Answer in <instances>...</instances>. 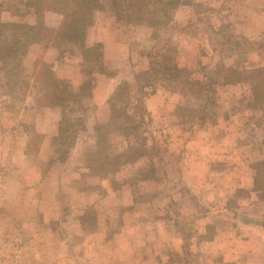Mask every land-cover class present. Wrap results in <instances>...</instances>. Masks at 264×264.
<instances>
[{
    "label": "rangeland",
    "instance_id": "1",
    "mask_svg": "<svg viewBox=\"0 0 264 264\" xmlns=\"http://www.w3.org/2000/svg\"><path fill=\"white\" fill-rule=\"evenodd\" d=\"M112 5L91 32L114 77L98 85L100 106L92 52L72 33L44 43L62 48L73 73L55 79L62 121L49 141L29 123L49 69L21 60L15 83L0 71L5 263L264 264V109L249 107L248 80L225 84L226 69L264 70V0ZM21 146L26 158L13 161Z\"/></svg>",
    "mask_w": 264,
    "mask_h": 264
},
{
    "label": "trees",
    "instance_id": "2",
    "mask_svg": "<svg viewBox=\"0 0 264 264\" xmlns=\"http://www.w3.org/2000/svg\"><path fill=\"white\" fill-rule=\"evenodd\" d=\"M113 0H29L27 5L32 7L38 18V24L31 26L26 24H7L0 28L6 31V36L0 35V71H5L6 76L11 75L9 82L15 83L14 76L17 64L26 56L27 49L33 44H42L51 41L54 37L55 30L46 28L41 23L42 14L45 11H50L62 16L61 32L72 33L75 35L77 42L83 49L84 57L92 52L95 65H98L101 59L100 46L86 49L83 46L86 30L93 25L95 12L112 9ZM168 6L172 2L164 3ZM112 5V6H111ZM91 57V56H90ZM170 73V71H168ZM167 73V74H168ZM236 73V75H235ZM4 75V76H5ZM233 76V79H232ZM225 84H240L248 80L252 101L250 108L256 110V106L264 109V70H241L240 73L234 69H226ZM38 80L41 81L40 96L36 99L39 108L56 107L60 103V84L52 77L51 71L44 69L43 73L38 75ZM42 85H44L42 87ZM258 107V108H259ZM110 108V107H109ZM111 114H116V109L112 106L109 109ZM263 118L264 113L261 112ZM106 127L101 126L97 135L101 134V140L97 143L104 144V130ZM105 154V151L99 152ZM105 156V155H104ZM111 161L108 157H104Z\"/></svg>",
    "mask_w": 264,
    "mask_h": 264
},
{
    "label": "crops",
    "instance_id": "3",
    "mask_svg": "<svg viewBox=\"0 0 264 264\" xmlns=\"http://www.w3.org/2000/svg\"><path fill=\"white\" fill-rule=\"evenodd\" d=\"M29 0H0V27L2 25H7V24H26V25H31L34 26L38 24V18L37 15L35 14L34 10L32 7H29L27 5ZM7 2H13V5H5ZM14 4L16 6H14ZM20 5L21 9L23 10L19 11L16 9ZM41 23L48 29L55 30L56 37H61V35H64L63 32H61V23H62V16L50 11H45L42 14L41 18ZM94 26L92 25L86 30L85 33V39L83 46L86 49L93 48L96 46H100V52H101V59L99 64L102 66V70H95L92 75V79L96 80V86L94 88V96L92 97L93 99V104L97 106H100L99 102H97L96 95L99 94L98 91V85L99 84H107L110 85L112 84V80L114 77L109 76L106 74V68H110L111 64L107 62L106 59V49L107 45L105 44V40L103 38L95 37L94 39L92 38V30ZM1 29V28H0ZM54 39V38H53ZM76 42V41H75ZM76 44H79L76 42ZM76 46V45H75ZM78 46V45H77ZM64 51L62 48L57 47L52 44V42L48 44H33L27 49L26 56L23 57L21 60L22 62H27V61H40L41 64L45 65L50 71L54 79L56 80H67V79H72V71L67 72V66L65 64V59L64 57ZM79 58L80 61L83 62V58L81 57V54L79 52ZM21 60L19 62H21ZM97 66V65H96ZM95 66V67H96ZM98 68V66H97ZM73 81H71L72 83ZM83 83H81L82 85ZM94 84V83H93ZM36 85V84H34ZM80 85V86H81ZM84 85V84H83ZM78 87V84H77ZM105 91H108L105 89ZM39 97V96H38ZM37 97V98H38ZM60 104V103H59ZM37 113V112H36ZM33 113L29 117V123H31L35 130H38V132L42 135L43 139H47L49 141L50 137H54L57 135L59 131V126L60 122L62 121V111L61 108L56 106V107H43L40 108L38 113ZM8 149V148H7ZM1 152H3L1 150ZM7 158L11 159L9 155L5 156L1 154V160L2 162L6 160ZM25 157V149L21 146L19 148L16 147V153L12 157L13 161L16 162H21ZM1 166V165H0ZM20 168V167H18ZM35 169L33 168V171ZM0 188L2 189L3 183L8 179V177H4V173H0ZM16 186L21 185L20 181L16 179L15 181ZM0 206L5 207V200L9 199V195L3 190H0ZM20 191H16L13 193L11 198L14 200H18L21 198L19 196ZM27 199H32L34 195L36 194L34 189H30L25 193ZM21 195V193H20ZM14 210L16 215H21L24 216L25 212L21 211L19 214V208L15 207L12 208ZM4 211V210H3ZM5 212V211H4ZM28 215H30V211L27 212ZM7 216L12 215L10 212L6 214ZM33 215V214H32ZM11 218V216H9ZM26 226V225H25ZM29 226V225H27ZM34 226V225H33ZM220 242V243H219ZM237 242V241H235ZM214 243H219L221 244V241H215ZM228 242H226V245L223 243V247L228 246ZM212 242H210L209 245H211ZM237 243H235L236 246ZM215 245V244H213Z\"/></svg>",
    "mask_w": 264,
    "mask_h": 264
},
{
    "label": "built area",
    "instance_id": "4",
    "mask_svg": "<svg viewBox=\"0 0 264 264\" xmlns=\"http://www.w3.org/2000/svg\"><path fill=\"white\" fill-rule=\"evenodd\" d=\"M5 262H6V261H5V258H4L3 255H1V253H0V264H6Z\"/></svg>",
    "mask_w": 264,
    "mask_h": 264
}]
</instances>
